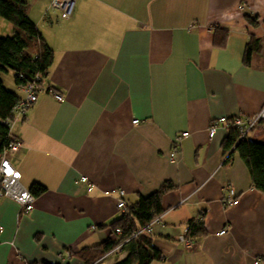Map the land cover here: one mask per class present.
<instances>
[{
  "label": "crops",
  "instance_id": "1",
  "mask_svg": "<svg viewBox=\"0 0 264 264\" xmlns=\"http://www.w3.org/2000/svg\"><path fill=\"white\" fill-rule=\"evenodd\" d=\"M29 3L54 52L44 87L65 99L40 93L15 123L23 146L9 160L25 187L39 182L47 191L30 213L0 201V264H83L59 256L112 235L110 225L125 212L116 190H125L130 206L166 181L174 188L163 196L164 225L151 234L163 258L152 264H264V192L238 153L227 160L229 129L209 137L211 120L250 116L264 105V0H77L70 19L51 10V0ZM216 26L227 30L222 45ZM4 74L15 84L0 66L8 85ZM10 89L24 96L22 86ZM182 132L189 135L173 163ZM249 139L264 142V124ZM230 187L239 202L226 206ZM196 218L205 235L190 232ZM185 234L192 248L180 241Z\"/></svg>",
  "mask_w": 264,
  "mask_h": 264
},
{
  "label": "trees",
  "instance_id": "2",
  "mask_svg": "<svg viewBox=\"0 0 264 264\" xmlns=\"http://www.w3.org/2000/svg\"><path fill=\"white\" fill-rule=\"evenodd\" d=\"M29 10L30 3L28 0H0V16L15 26L12 35H0V66L3 71L13 73L17 86H27L31 83L44 86V80L49 76L54 62V52L45 42L37 23L30 16ZM250 19L252 23H256L255 19ZM215 29L216 32H221V36L218 37L220 39L217 41L222 45L226 39L227 30H222L219 26H216ZM32 42H41L37 51L31 49ZM256 42L258 41L254 39L248 45L245 56L247 63L250 61L251 53L254 50L253 44ZM48 92L55 91L48 89ZM19 99L20 95L17 91L8 88L0 78V162L11 143V130L7 119L13 116ZM223 149L229 153L227 160H230L235 152L239 154L251 171L254 186L264 192V142L249 138L240 139L238 129L232 127L229 128L223 141ZM173 188V183L166 181L150 195H141L134 205H128L127 211L120 219L110 225L112 235L109 238L98 245L85 246L78 251L70 249L72 258H77L83 264H100V259L107 252L124 242L122 248L127 251V256L116 264H152L156 260H161L163 254L153 244L151 235L133 236V234L165 212L163 196ZM30 190L38 197L44 194L47 188L36 182ZM192 221L189 228L190 232L194 235H205L207 230L203 221L197 223ZM117 229L122 232L117 233ZM31 264L63 263L42 260Z\"/></svg>",
  "mask_w": 264,
  "mask_h": 264
},
{
  "label": "built area",
  "instance_id": "3",
  "mask_svg": "<svg viewBox=\"0 0 264 264\" xmlns=\"http://www.w3.org/2000/svg\"><path fill=\"white\" fill-rule=\"evenodd\" d=\"M77 0H52L51 8L58 10L60 16L63 19H70L73 17L75 13ZM264 38V36H263ZM39 78V77H38ZM24 96L20 97L14 111L13 116L7 119V123L11 130V143L6 150L5 156L2 158L0 162V178H1V188H0V201L4 198H10L17 202L20 207L21 213H30L35 206L36 196L31 192L30 189L24 186L21 181L22 173L16 169L10 162L9 156L18 152L22 146L23 141L20 137L15 135L13 132L15 123L19 117H23L26 112L33 106L35 102H37L39 98V94L48 91V89L44 86H37L35 83H31L27 86H22ZM59 101H63L65 99L63 94L57 92H51ZM134 124L140 123L139 119H134ZM264 124V105L263 107L256 113L250 116H233L227 117L222 116L216 119L211 120L209 124V137L213 138L218 130L221 128L229 129L235 127L238 129L240 134V139L249 138V133L259 128ZM189 132H182L177 136V139L174 142L173 148L169 154V160L173 163L178 161V155L180 152V144L183 138L187 137ZM80 181H88L86 176H82ZM92 187V185H91ZM119 194V199L117 201V208L123 211H127L128 204L124 198L125 190L120 189L116 190ZM239 202V196L236 194L234 188H229V195L225 201L226 206H232ZM161 215L157 216L145 227L136 231L133 236H138L141 234L151 235L154 233V230L157 225L163 226V222L161 221ZM201 219L196 218L194 222H200ZM3 226L0 225V232L3 231ZM120 229H117V233H121ZM227 232V228L225 227L220 233L224 234ZM180 241L183 242L187 247L192 248L194 245V238L191 235H182L179 237ZM124 242L117 245L110 252L106 254V256L120 253L123 251ZM127 252V251H126ZM106 256L100 259H104ZM63 260H69L72 258V254L70 250H66L64 253H61L59 256ZM254 264H263L261 258L255 259Z\"/></svg>",
  "mask_w": 264,
  "mask_h": 264
},
{
  "label": "rangeland",
  "instance_id": "4",
  "mask_svg": "<svg viewBox=\"0 0 264 264\" xmlns=\"http://www.w3.org/2000/svg\"><path fill=\"white\" fill-rule=\"evenodd\" d=\"M32 0H29V2H31ZM42 1V0H41ZM50 8H51V5H50ZM51 10H53V9H51ZM75 14V13H74ZM36 15L37 16H40L41 14H40V11H38V9L36 10ZM38 18V17H37ZM14 29H15V26H14V24L13 23H11L10 21H8V20H6V19H4V18H2L1 16H0V35H2V36H10V35H12L13 33H14ZM12 76V75H11ZM4 77H5V74H4ZM5 79V81H6V83H8V85H7V87H14L15 86V84H14V82H11V84L8 82V79H10L9 78V76H7V74H6V77L4 78ZM14 79V78H13ZM10 85V86H9ZM119 245V244H118ZM116 247V246H115ZM114 247V248H115ZM111 251V250H110ZM109 251V252H110ZM108 253V252H107ZM106 253V254H107ZM101 264V263H100Z\"/></svg>",
  "mask_w": 264,
  "mask_h": 264
}]
</instances>
